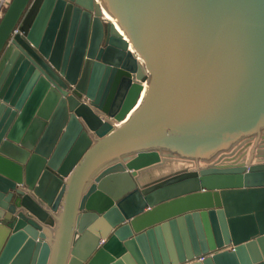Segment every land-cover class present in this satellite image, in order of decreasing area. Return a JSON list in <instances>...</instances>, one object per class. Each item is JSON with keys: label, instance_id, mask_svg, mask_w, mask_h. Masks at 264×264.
<instances>
[{"label": "water", "instance_id": "obj_1", "mask_svg": "<svg viewBox=\"0 0 264 264\" xmlns=\"http://www.w3.org/2000/svg\"><path fill=\"white\" fill-rule=\"evenodd\" d=\"M263 125L264 0H10L0 264H264V160L139 177Z\"/></svg>", "mask_w": 264, "mask_h": 264}, {"label": "rangeland", "instance_id": "obj_2", "mask_svg": "<svg viewBox=\"0 0 264 264\" xmlns=\"http://www.w3.org/2000/svg\"><path fill=\"white\" fill-rule=\"evenodd\" d=\"M163 159L158 162L160 176L180 169L197 167L204 164H232L264 160V125L259 132H249L239 136L227 147L216 150L208 157L194 158L181 155L168 149H161Z\"/></svg>", "mask_w": 264, "mask_h": 264}, {"label": "crops", "instance_id": "obj_3", "mask_svg": "<svg viewBox=\"0 0 264 264\" xmlns=\"http://www.w3.org/2000/svg\"><path fill=\"white\" fill-rule=\"evenodd\" d=\"M158 165H159L158 163H155L153 165H149L140 169L139 177L141 182H144L146 180H151L153 178H157L158 176H160L161 171ZM59 210L57 212H54L53 214L56 216ZM4 214H5L4 208L0 206V250L6 241L7 235L10 232V227L7 225V220L3 217ZM53 227L54 224L51 226L49 225L47 226V228H49V231H53Z\"/></svg>", "mask_w": 264, "mask_h": 264}, {"label": "bare ground", "instance_id": "obj_4", "mask_svg": "<svg viewBox=\"0 0 264 264\" xmlns=\"http://www.w3.org/2000/svg\"><path fill=\"white\" fill-rule=\"evenodd\" d=\"M103 9H104V12H105L106 15L112 17L111 12H110V11H109L104 5H103ZM114 20H115V24H116L117 28L122 32V34H123L124 36H126V37L128 38L127 32H126L125 29L120 25L118 19H114Z\"/></svg>", "mask_w": 264, "mask_h": 264}, {"label": "built area", "instance_id": "obj_5", "mask_svg": "<svg viewBox=\"0 0 264 264\" xmlns=\"http://www.w3.org/2000/svg\"><path fill=\"white\" fill-rule=\"evenodd\" d=\"M10 2V0H0V16L2 15L5 7L8 5V3ZM204 254H200L197 256V258L201 259L203 258Z\"/></svg>", "mask_w": 264, "mask_h": 264}]
</instances>
